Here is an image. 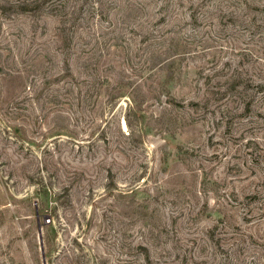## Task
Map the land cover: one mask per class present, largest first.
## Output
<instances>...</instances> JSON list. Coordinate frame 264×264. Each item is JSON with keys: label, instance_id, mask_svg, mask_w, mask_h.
<instances>
[{"label": "rangeland", "instance_id": "obj_1", "mask_svg": "<svg viewBox=\"0 0 264 264\" xmlns=\"http://www.w3.org/2000/svg\"><path fill=\"white\" fill-rule=\"evenodd\" d=\"M38 226L46 264H264V0H0V264Z\"/></svg>", "mask_w": 264, "mask_h": 264}, {"label": "water", "instance_id": "obj_2", "mask_svg": "<svg viewBox=\"0 0 264 264\" xmlns=\"http://www.w3.org/2000/svg\"><path fill=\"white\" fill-rule=\"evenodd\" d=\"M38 239H39V245H40V251H41V256H42V264L45 263V258H44V251H43V246H42V234H41V228L38 226Z\"/></svg>", "mask_w": 264, "mask_h": 264}, {"label": "built area", "instance_id": "obj_3", "mask_svg": "<svg viewBox=\"0 0 264 264\" xmlns=\"http://www.w3.org/2000/svg\"><path fill=\"white\" fill-rule=\"evenodd\" d=\"M46 220V222H48L49 221V219H45Z\"/></svg>", "mask_w": 264, "mask_h": 264}]
</instances>
